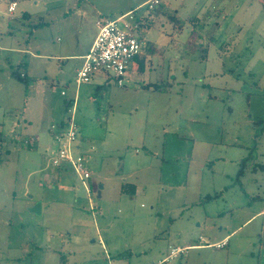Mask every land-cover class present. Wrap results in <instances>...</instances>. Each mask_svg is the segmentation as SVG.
Wrapping results in <instances>:
<instances>
[{
    "label": "rangeland",
    "instance_id": "obj_1",
    "mask_svg": "<svg viewBox=\"0 0 264 264\" xmlns=\"http://www.w3.org/2000/svg\"><path fill=\"white\" fill-rule=\"evenodd\" d=\"M10 1L0 264H158L174 248L163 264H264V0ZM123 14L140 20L138 67L78 85L76 55ZM76 93L90 195L51 162Z\"/></svg>",
    "mask_w": 264,
    "mask_h": 264
},
{
    "label": "built area",
    "instance_id": "obj_2",
    "mask_svg": "<svg viewBox=\"0 0 264 264\" xmlns=\"http://www.w3.org/2000/svg\"><path fill=\"white\" fill-rule=\"evenodd\" d=\"M162 2L163 0H146L144 5L148 11H154ZM15 8L16 2H11L8 12H13ZM127 16V14H123L118 19L107 20L100 24L98 34L90 50L84 56L82 66L77 70L75 81L78 85L89 82L92 76L101 70L111 71L119 84H123L124 76L134 66V59L141 52L142 43L140 21L132 16L127 18ZM61 93L62 95L66 94L64 91ZM76 101L77 98L70 103L66 118L62 123L50 126V132L57 144L51 162L57 168L68 164L83 181L86 191L90 195L91 188L86 185V181L91 178V172L85 165L83 154L76 152L79 150ZM181 250L173 249L167 259ZM162 263L163 261L159 264Z\"/></svg>",
    "mask_w": 264,
    "mask_h": 264
},
{
    "label": "crops",
    "instance_id": "obj_3",
    "mask_svg": "<svg viewBox=\"0 0 264 264\" xmlns=\"http://www.w3.org/2000/svg\"><path fill=\"white\" fill-rule=\"evenodd\" d=\"M11 2H16V8H15V10L17 9V7H18V4H17V1L16 0H12V1H10V2H8V4H7V11H8V6H9V4L11 3ZM14 10V11H15ZM13 11V12H14ZM23 12V16L24 17H26L28 14H27V12H24V11H22ZM12 12H8V14H11ZM100 25V24H99ZM6 27V29H5V32H7V33H9V29H10V27L9 26H5ZM99 32V31H98ZM98 32L96 33V35H95V37L93 38V40H92V42H91V44H90V46H89V48H88V50L85 52V51H83V52H81L80 54H78V55H76V56H79V58L82 60V63H83V60H84V56L88 53V51L90 50V48H91V46H92V44H93V42H94V40H95V38H96V36H97V34H98ZM9 48V47H8ZM11 49V48H10ZM138 65V64H137ZM140 66V65H139ZM133 67H138V66H136V64L133 66ZM78 70V69H77ZM25 73V72H24ZM26 74V76H27V73H25ZM78 95H77V93H76V96H75V98L77 97ZM74 98V99H75ZM74 99L73 100H71L70 101V103L71 102H73L74 101ZM76 104H77V101H76ZM77 106V105H76ZM65 119V118H64ZM64 119H63V121H64ZM62 121V122H63ZM61 122V123H62ZM60 124V123H59ZM50 130V129H49ZM52 134V133H51ZM35 139L32 137V138H29V139H26L25 140V142H27V144H31L33 141H34ZM78 146H79V149L81 148V145H80V143L78 144ZM122 189V188H121ZM123 192V191H122ZM98 195V194H97ZM174 249H181V248H174ZM170 254H168L167 256H166V258L164 259V260H161L160 262H162L163 261V263H164V261L167 259V257L169 256ZM159 262V263H160ZM158 263V264H159ZM162 263V264H163Z\"/></svg>",
    "mask_w": 264,
    "mask_h": 264
},
{
    "label": "trees",
    "instance_id": "obj_4",
    "mask_svg": "<svg viewBox=\"0 0 264 264\" xmlns=\"http://www.w3.org/2000/svg\"><path fill=\"white\" fill-rule=\"evenodd\" d=\"M156 10V9H155ZM138 21H140L139 19H137ZM140 26H141V24H140ZM148 27V26H147ZM138 58H139V55L134 59L135 61H134V65L135 64H138ZM13 76L14 77H16L17 79H19V80H25L26 78H27V76H26V74L24 73V72H21V73H19V74H14L13 73ZM242 164H243V162H242ZM243 174V167H241L240 169H239V171H238V177L239 176H241ZM124 190V187L122 186V191Z\"/></svg>",
    "mask_w": 264,
    "mask_h": 264
},
{
    "label": "water",
    "instance_id": "obj_5",
    "mask_svg": "<svg viewBox=\"0 0 264 264\" xmlns=\"http://www.w3.org/2000/svg\"><path fill=\"white\" fill-rule=\"evenodd\" d=\"M98 196H101V190L98 191ZM31 211L36 212V213H40L41 212V203H37L35 206H33L31 208Z\"/></svg>",
    "mask_w": 264,
    "mask_h": 264
}]
</instances>
